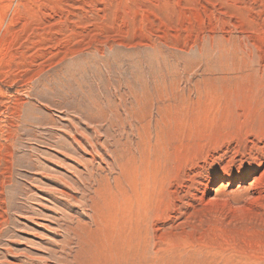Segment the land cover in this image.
Masks as SVG:
<instances>
[{
	"label": "rangeland",
	"instance_id": "obj_1",
	"mask_svg": "<svg viewBox=\"0 0 264 264\" xmlns=\"http://www.w3.org/2000/svg\"><path fill=\"white\" fill-rule=\"evenodd\" d=\"M0 264H264V0H0Z\"/></svg>",
	"mask_w": 264,
	"mask_h": 264
},
{
	"label": "bare ground",
	"instance_id": "obj_2",
	"mask_svg": "<svg viewBox=\"0 0 264 264\" xmlns=\"http://www.w3.org/2000/svg\"><path fill=\"white\" fill-rule=\"evenodd\" d=\"M157 79H158V78H157ZM164 80H165V79H164ZM173 80H174V79H173ZM173 80H172V81H173ZM154 82L156 83V81H154ZM155 83H154V84H155ZM166 83H169V82H166ZM176 83H177V81H176ZM180 83H181V82H180ZM169 84H170V83H169ZM26 85H27V84H26ZM171 85H172V83H171ZM177 85H178V84H177ZM177 85H176V86H177ZM159 86L161 87V85H159ZM172 86H173V85H172ZM154 87L156 88V86H154ZM157 87H158V86H157ZM169 87H170V85H169ZM178 87H179V86H178ZM161 88H162V87H161ZM161 88H160V89H161ZM164 88H166V86H165ZM170 88H173V87H170ZM158 89H159V88H158ZM179 89H180V88H179ZM153 90H154V89H153ZM162 90H163V89H162ZM171 90H172V89H171ZM162 92H163V91H162ZM162 92H161V93H162ZM177 92H178V91H177ZM179 92H180V91H179ZM179 92H178V93H179ZM146 94H147V93H146ZM149 94H150V93H149ZM152 94H153V91H152ZM156 94H157V93H156ZM144 95H145V94H144ZM183 95H184V94H183ZM131 96H132V95H131ZM137 96H138V95H137ZM139 96H140V95H139ZM139 96H138V97H139ZM157 96H158V95H157ZM180 96H181V95H178V94H176L175 92L172 91V92H169V93L165 94L164 96H162L161 99L163 100V102H165V103L167 102V103H168L167 106H168V105L170 104L171 101H172V102H175V103L178 102V101L180 100V98H181ZM138 97H137V98H138ZM149 97H150V95H149ZM141 98H144V97L141 96ZM147 98H148V97H147ZM139 100H140V99H139ZM144 100H148V99H144ZM144 100H143V101H144ZM136 101H137V100H136ZM180 101H181V100H180ZM145 102H146V101H145ZM161 102H162V101H161ZM97 103H98V102H97ZM148 103H149V102H148ZM180 103H181V102H180ZM163 104H164V103H163ZM176 104L178 105V103H176ZM141 105H142V104H141ZM139 106H140V104H139ZM145 106H146V105H145ZM149 106H150V104H149ZM97 107L99 108V106H97ZM142 107H144V105H143ZM152 107H153V106H152ZM145 108H146V107H145ZM147 109H148V108H147ZM150 109H151V108H150ZM152 109H153V108H152ZM77 113H78V112H77ZM77 113H75V114H77ZM79 114H80V113H79ZM82 115H83V114H82ZM17 116H19V115H17ZM84 116H85V115H84ZM84 116H83V117H84ZM77 117H81V116H77ZM87 118H88V117H87ZM88 119H89V118H88ZM87 123H89V122L87 121ZM91 123H92V122H91ZM76 130H77V129H76ZM98 130H99V129H98ZM78 132H79V131H78ZM81 133H82V132H81ZM83 133H84V132H83ZM106 133H107V132H106ZM74 135H75V134H74ZM78 135H79V134H78ZM81 135H82V134H81ZM85 136H86V135H85ZM86 137H87V136H86ZM72 138H73V137H72ZM70 139H71V138H70ZM84 139H85V138H84ZM86 139H88V138H86ZM86 139H85V141H88V140H89V139H88V140H86ZM75 140H76V139H75ZM73 141H74V138L72 139V142H73ZM95 141H96V140H95ZM75 142H76V141H75ZM89 142H90V141H89ZM149 142H150V141H149ZM76 143H77V144H76ZM76 143H75V144L78 145V147L80 146V148L83 146V145H80V142H78V141H77ZM96 143H97V141H96ZM146 143H147V142H146ZM152 143H153V142H152ZM59 144H60V143H59ZM81 144H82V143H81ZM91 144H92V143L90 142V145H91ZM99 144H100V143H99ZM126 144H127V142H126ZM70 145H71V143H70ZM70 145H69V147H70ZM87 145H88V144H87ZM90 145H89V146H90ZM122 145H123V144H122ZM124 145H125V143H124ZM144 145H145V144H144ZM146 145L148 146L149 143L146 144ZM89 146H88V147H89ZM92 146H93V145H92ZM92 146H90V147H92ZM101 146H102V145H101ZM66 147L69 148L67 145H66ZM98 147H99V146H98ZM143 147H144V146H143ZM70 148H71V147H70ZM80 148H79V149H80ZM93 148H94V147H93ZM93 148H91V149H93ZM101 148H102V147H101ZM104 148H105V147H104ZM120 148H121V152H122L123 149H126V148H124L123 146H121ZM146 148H147V147H146ZM84 149H85V148H84ZM84 149H83V150H84ZM95 149H96V148H95ZM135 149H136V148H135ZM143 149H144V148H143ZM73 150H74V149H73ZM93 150H94V149H93ZM96 150H97V149H96ZM96 150H95V151H96ZM101 150H102V149H101ZM105 150H106V149H105ZM117 150H119V148H118ZM85 151H86V150H85ZM85 151H84V152H85ZM88 151H89V150H88ZM127 151H128V150H127ZM129 151H130V150H129ZM135 151H136V150H135ZM138 151H140V150H138ZM74 152H75V151H74ZM74 152H73V153H74ZM82 152H83V151H82ZM86 152H87V151H86ZM92 152H94V151H92ZM97 152H98V150H97ZM117 152H119V151H117ZM125 152H126V151H125ZM140 152H141V151H140ZM94 153H95V152H94ZM115 153H116V152H115ZM89 154H90V153H89ZM120 154H121V153H120ZM128 154H129V153H128ZM149 154H150V153H149ZM85 155H86V154H85ZM97 155H98V154H97ZM99 155H100V154H99ZM104 155H105V154H104ZM104 155H103V156H104ZM126 155H127V154H126ZM93 156H94V154H93ZM103 156H102V154H101V157H103ZM118 156H119V155H117V157H118ZM120 156H121V155H120ZM133 156H134V155H133ZM133 156H132V157H133ZM91 157H92V156H91ZM96 157H97V156H96ZM146 157H147V156H146ZM99 158H100V157H99ZM118 158H119V157H118ZM120 158H122V157H120ZM126 158H127V157H126ZM81 159H82V158H81ZM101 159H104V158H101ZM143 159H144V158H143ZM76 160H77V159H76ZM93 160H94V159H93ZM140 160H141V159H140ZM84 161H85V160H84ZM84 161H83V162H84ZM89 161H91V160H89ZM104 161H105V160H104ZM118 161H119V159H118ZM78 162H79V161H78ZM78 162L76 161V163H78ZM91 162H92V161H91ZM119 162H121V161H119ZM123 162H124V161H123ZM123 162H122V163H123ZM134 162H136V161H134ZM79 163H80V162H79ZM79 163H78V164H79ZM84 163L88 164L86 161H85ZM84 163L81 162V165H80V164H79V165L82 166V164H84ZM104 163H105V162H104ZM116 163L118 164V162H116ZM122 163H121V164H122ZM124 163H125V162H124ZM126 163H128V162H126ZM146 163H147V162H146ZM89 164H90V162H89ZM89 164H88V165H89ZM117 164H116V166L119 165V164H118V165H117ZM121 164H120V165H121ZM90 166H91V165H90ZM90 166H89V167H90ZM109 166H111V165H109ZM92 167H94L93 164H92ZM120 167H121V166H120ZM86 168H87V165H86ZM118 168H119V166H118ZM124 168H125V167H124ZM87 169H88V168H87ZM92 169H93V168H92ZM120 169L122 170V168H120ZM97 170H98V169H97ZM98 171H99V170H98ZM90 172H91V171H90ZM93 172H94V171H93ZM120 173H121V172H120ZM93 174H94V173H93ZM78 176H79V175H78ZM80 177H81V176H80ZM80 177H79V178H80ZM81 178H82V177H81ZM143 178H147V175H146V176H143ZM85 179H86V178H85ZM104 179H106V178H103V180H104ZM242 180H243V177H241V178L239 179V181H242ZM83 181H84V180H83ZM66 182H67V181H66ZM84 182H85V181H84ZM84 182H83V183H84ZM84 184H85V183H84ZM84 184H83V185H84ZM102 184H103V183H102ZM66 185H67V184H66ZM71 185H72V184H71ZM98 185H99V184H98ZM103 185H104V184H103ZM214 185H215V182H213V184L211 185V188L214 187ZM249 186H250V185H249ZM62 188H63V187H62ZM145 188H146V186H145ZM145 188H144V191H145ZM220 189H222L221 186L217 189V191H216L217 194H218V192H219ZM225 189H226V188H225ZM95 191H96V190H95ZM83 192H84V191H83ZM83 192H82V193H83ZM93 193H94V192H93ZM98 194H99V193H98ZM93 195L97 196L96 194H93ZM93 195H92V196H93ZM69 196H70V195H69ZM85 196H86V195H85ZM88 196H89V195H88ZM92 196H91V197H92ZM64 197H66V196H64ZM90 199H91V198H90ZM95 199H97V198L95 197ZM93 201H94V200H93ZM89 202H90V201H89ZM92 203H93V202H92ZM141 203H142L143 205H142V207H141V209H140V212L138 213V217H142V218H143V216L146 215V209H147L146 206H147V202H146V201H141ZM90 204H91V203H90ZM95 204H97V203H95ZM123 206H124V203H123ZM91 207H92V206H91ZM92 208H93V207H92ZM123 208H124V207H123ZM95 209H96V208H95ZM92 211H93V210H92ZM132 212H133V210L130 212V217H128L127 219L125 218V216L123 217V223H122V224H124V225L129 224V225H131L130 228H131V230H132V232H133V225H134V223H135V218H134L135 212L133 213V215H132ZM95 216H96V215H95ZM95 216H94V217H95ZM96 220H97V219H96ZM94 221H95V219L93 220V222H94ZM121 227H122V226H121ZM131 234H133V233H131ZM131 234H130V235H131ZM131 237H133V235H132Z\"/></svg>",
	"mask_w": 264,
	"mask_h": 264
}]
</instances>
